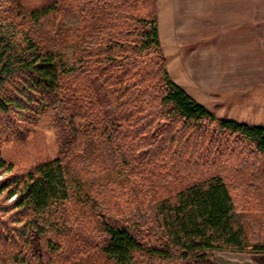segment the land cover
Instances as JSON below:
<instances>
[{
	"label": "trees",
	"instance_id": "1",
	"mask_svg": "<svg viewBox=\"0 0 264 264\" xmlns=\"http://www.w3.org/2000/svg\"><path fill=\"white\" fill-rule=\"evenodd\" d=\"M156 13L0 0V264L264 253V126L216 117L168 76Z\"/></svg>",
	"mask_w": 264,
	"mask_h": 264
},
{
	"label": "crops",
	"instance_id": "2",
	"mask_svg": "<svg viewBox=\"0 0 264 264\" xmlns=\"http://www.w3.org/2000/svg\"><path fill=\"white\" fill-rule=\"evenodd\" d=\"M168 1V76L202 105L248 112L224 118L264 126V0ZM239 254L218 264H264V253Z\"/></svg>",
	"mask_w": 264,
	"mask_h": 264
},
{
	"label": "rangeland",
	"instance_id": "3",
	"mask_svg": "<svg viewBox=\"0 0 264 264\" xmlns=\"http://www.w3.org/2000/svg\"><path fill=\"white\" fill-rule=\"evenodd\" d=\"M170 5L168 0H157V13H156V23H157V30L159 32V42L161 46V50H163V54H167V49L169 45V28H168V22H167V11H170ZM166 59V57H165ZM203 96V95H202ZM200 100H203V98L200 96ZM199 100V101H200ZM204 106H206V109L211 112L213 115L216 117H238V118H244L242 116H246L248 112H241L239 111L240 105L237 104H232V103H226L222 102L220 106L215 105L213 101H206ZM239 106V107H238ZM243 107H246L244 105H241ZM230 110V111H228ZM242 115H240V113ZM240 120H246V119H240ZM42 138L45 141L46 149L45 152L48 156L54 157L56 154V147H55V142H54V136L51 131H45L43 133ZM35 145H32L31 141L26 142V149H27V164L28 165H34L37 160H38V153L36 152ZM14 147L12 146L11 143H7L2 147L1 154L2 156L10 161L16 162L15 154H14ZM6 175H9V173L6 172H1L0 173V180L5 177ZM10 200V199H9ZM8 200V201H9ZM7 201V202H8ZM238 253V254H237ZM239 253H244L245 252H230V251H213L212 256L216 264L218 262H223L226 259L230 258H237L239 259L242 254ZM252 254V253H248Z\"/></svg>",
	"mask_w": 264,
	"mask_h": 264
}]
</instances>
